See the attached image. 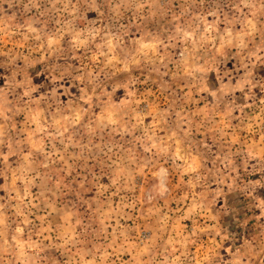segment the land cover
Returning a JSON list of instances; mask_svg holds the SVG:
<instances>
[{"label": "rangeland", "instance_id": "rangeland-1", "mask_svg": "<svg viewBox=\"0 0 264 264\" xmlns=\"http://www.w3.org/2000/svg\"><path fill=\"white\" fill-rule=\"evenodd\" d=\"M0 264H264V0H0Z\"/></svg>", "mask_w": 264, "mask_h": 264}]
</instances>
